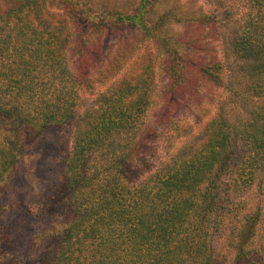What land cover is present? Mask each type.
<instances>
[{
    "label": "trees",
    "instance_id": "trees-1",
    "mask_svg": "<svg viewBox=\"0 0 264 264\" xmlns=\"http://www.w3.org/2000/svg\"><path fill=\"white\" fill-rule=\"evenodd\" d=\"M159 62L163 121L198 81L223 91L172 152L147 122ZM65 128L53 193L3 201L28 149ZM49 217L35 234L17 225ZM28 245L40 252L26 264H222L225 252L264 264V0H12L0 13V250Z\"/></svg>",
    "mask_w": 264,
    "mask_h": 264
},
{
    "label": "rangeland",
    "instance_id": "rangeland-1",
    "mask_svg": "<svg viewBox=\"0 0 264 264\" xmlns=\"http://www.w3.org/2000/svg\"><path fill=\"white\" fill-rule=\"evenodd\" d=\"M185 1L183 0V2ZM11 5L12 0H0V13ZM129 30L133 31L139 49H145L147 42H143V37L135 29ZM130 33L132 32L125 30L124 33H118L117 38L110 42L107 40L109 47L116 45L119 40L122 42L130 39L132 37L129 36ZM193 36L196 37V34ZM157 75L156 104L148 114L147 122L156 130V146L161 148V151L172 152L184 145L187 141L186 135L189 133L194 135L211 120L216 113L217 105L223 99V91L212 83L200 80L197 82L199 90L192 96L193 100L185 99L183 104L170 116L171 119L163 121L160 115H162L161 110L168 81L162 62H159V67H157ZM71 137L72 130L65 128L48 133L34 146L32 145L33 147L28 149L29 152L17 168V176L6 184L3 201H24L38 205L52 194L57 185L63 181L62 170L70 152ZM163 154L161 153L160 156L167 155ZM16 222L17 220L14 221V223ZM17 223V225L33 230V234H35L56 223V218L49 217L38 221ZM39 252L32 245L14 252L10 248H4L3 251L0 250V257L5 264H26L29 261H36ZM1 253L3 254L1 255ZM231 257H233L232 254L225 252L221 263L232 264Z\"/></svg>",
    "mask_w": 264,
    "mask_h": 264
}]
</instances>
